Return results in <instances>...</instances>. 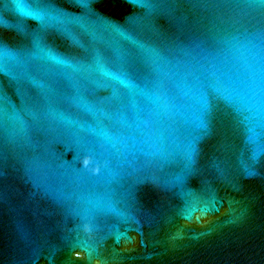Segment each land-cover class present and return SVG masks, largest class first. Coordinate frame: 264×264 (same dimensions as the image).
<instances>
[{
	"label": "water",
	"instance_id": "1",
	"mask_svg": "<svg viewBox=\"0 0 264 264\" xmlns=\"http://www.w3.org/2000/svg\"><path fill=\"white\" fill-rule=\"evenodd\" d=\"M0 264H264V2L0 0Z\"/></svg>",
	"mask_w": 264,
	"mask_h": 264
},
{
	"label": "snow or ice",
	"instance_id": "2",
	"mask_svg": "<svg viewBox=\"0 0 264 264\" xmlns=\"http://www.w3.org/2000/svg\"><path fill=\"white\" fill-rule=\"evenodd\" d=\"M262 2H264V0H262Z\"/></svg>",
	"mask_w": 264,
	"mask_h": 264
}]
</instances>
